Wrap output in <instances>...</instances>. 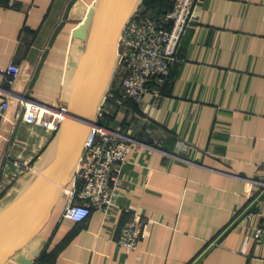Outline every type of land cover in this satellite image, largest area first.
Masks as SVG:
<instances>
[{
	"label": "crops",
	"instance_id": "obj_1",
	"mask_svg": "<svg viewBox=\"0 0 264 264\" xmlns=\"http://www.w3.org/2000/svg\"><path fill=\"white\" fill-rule=\"evenodd\" d=\"M15 1L0 4V67L22 68L12 84L0 76L15 93L0 133V175L53 139L18 117L17 95L68 107L78 72L68 63L70 22L100 0H75L68 15L71 0ZM91 25L92 17L87 33ZM180 55L141 103L127 100L104 120L142 143L121 168L117 207L94 208L77 223L62 217L61 198L32 264H264V0H199ZM112 86L108 105L119 90ZM133 221L142 235L127 251L117 239Z\"/></svg>",
	"mask_w": 264,
	"mask_h": 264
},
{
	"label": "built area",
	"instance_id": "obj_2",
	"mask_svg": "<svg viewBox=\"0 0 264 264\" xmlns=\"http://www.w3.org/2000/svg\"><path fill=\"white\" fill-rule=\"evenodd\" d=\"M199 0H177L171 12L159 18L146 16L143 11L129 18L118 43L115 72L121 78L119 98L115 105L101 103L96 122L92 125L72 181L64 188L62 217L80 223L86 220L94 208L105 212L117 207L120 194V174L123 164L133 145L142 144L133 137L112 129L99 121L111 118L114 112L124 106L125 101L141 103L156 82L160 85L169 75L173 65L182 62L180 55L182 41L187 34ZM10 8H17L15 0H0ZM22 73L18 64L0 67V76L12 84ZM156 85V88H157ZM12 88L0 83V133L4 118L11 106ZM23 110L18 114L25 123L40 125L54 132V136L65 117L66 107L57 108L24 95H17ZM264 188V180L261 181ZM250 197V191L246 192ZM251 198V197H250ZM264 217V214H262ZM142 235L139 221L124 225L117 243L127 251L138 248ZM263 229L255 233L261 240Z\"/></svg>",
	"mask_w": 264,
	"mask_h": 264
},
{
	"label": "water",
	"instance_id": "obj_3",
	"mask_svg": "<svg viewBox=\"0 0 264 264\" xmlns=\"http://www.w3.org/2000/svg\"><path fill=\"white\" fill-rule=\"evenodd\" d=\"M142 2L100 0L87 19L89 21L92 17L88 33V21L85 22L82 38L87 43L79 50L81 56L78 61L70 64L78 66V72L46 165L27 191L0 215V264H6L10 259L21 264H32L39 254L43 244L41 241L30 247L28 245L40 236L60 202L64 188L74 177L91 127L96 122L98 109L113 79L120 36ZM57 110L63 111L61 108ZM263 196L264 192L261 194ZM198 263L199 260L194 264Z\"/></svg>",
	"mask_w": 264,
	"mask_h": 264
},
{
	"label": "rangeland",
	"instance_id": "obj_4",
	"mask_svg": "<svg viewBox=\"0 0 264 264\" xmlns=\"http://www.w3.org/2000/svg\"><path fill=\"white\" fill-rule=\"evenodd\" d=\"M74 1L75 0H71L69 2L67 15L71 9V6L73 5V3H75ZM143 2H144V0H143ZM143 2L138 7V9H137L138 11L136 10L137 12L144 10V3ZM92 9H93V7L89 9L86 17L83 20H74L73 22H70L69 36H72V37H71V43H70L71 47L67 51L69 66H71L70 64L72 62H74L77 58L79 59V57L81 56V52H79V50L81 49V47L83 48V46H85V41L82 38V35L84 32L83 27L85 25V22L87 21V18L90 15ZM71 67H73V66H71ZM74 67H78V66H74ZM118 79H119V76L114 71L113 79H112V82L110 84L109 90H108L105 98L109 97V95L112 93L111 92L112 87H113L112 84L116 83L117 85H119V83H117L119 81ZM48 105L52 106L51 108L55 107V105H52V104H48ZM55 108H57V107H55ZM99 122L101 124L104 123V121H101V120ZM110 128L114 129V126L111 125ZM53 140H54V137L50 142H48L45 145L44 149H42L41 152L37 153L36 157H34V159L32 161H30L28 164L22 165L21 163L15 161L16 165L21 166V167H16V165H15V169L13 166V169H2L1 170L0 186H1V184H3V188L0 190V203L2 200L13 196L17 191H19L20 184L23 181L24 177L27 174H29L30 172H32V170L35 169V167L37 165L39 166V164H37V162L40 161V159H43V157L46 156V154L50 153V151L52 149L51 147H52ZM11 172H13V173H11Z\"/></svg>",
	"mask_w": 264,
	"mask_h": 264
},
{
	"label": "bare ground",
	"instance_id": "obj_5",
	"mask_svg": "<svg viewBox=\"0 0 264 264\" xmlns=\"http://www.w3.org/2000/svg\"><path fill=\"white\" fill-rule=\"evenodd\" d=\"M99 3H100V1L97 4H99ZM48 157H49V153L46 154V156H44L43 159H40V161L37 162V164H39V166L37 165L35 167V169L32 170V172H30L29 174H27L24 177L23 181L20 184L19 191H17L13 196L8 197V198L1 201V203H0V215L6 209H8L33 184V182L37 178L38 174L40 173V170L45 167ZM39 239H40V236H37L34 240H32L29 243L28 247L34 245L35 243H38Z\"/></svg>",
	"mask_w": 264,
	"mask_h": 264
},
{
	"label": "trees",
	"instance_id": "obj_6",
	"mask_svg": "<svg viewBox=\"0 0 264 264\" xmlns=\"http://www.w3.org/2000/svg\"><path fill=\"white\" fill-rule=\"evenodd\" d=\"M177 0H144V14L149 17L159 18L161 16H164L171 12L175 6ZM176 66V65H175ZM174 66L171 67L170 72L172 71ZM169 72V74H170ZM168 77V76H167ZM165 78V81L167 79ZM119 81L117 83H120L121 78L119 77ZM153 85H156V82H154ZM116 97L119 98V93H116ZM108 124H106L107 126Z\"/></svg>",
	"mask_w": 264,
	"mask_h": 264
}]
</instances>
